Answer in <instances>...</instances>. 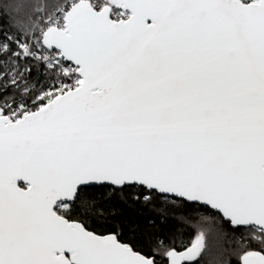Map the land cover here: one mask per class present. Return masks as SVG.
<instances>
[{
    "label": "snow or ice",
    "instance_id": "6c2138e0",
    "mask_svg": "<svg viewBox=\"0 0 264 264\" xmlns=\"http://www.w3.org/2000/svg\"><path fill=\"white\" fill-rule=\"evenodd\" d=\"M0 264H264V0H0Z\"/></svg>",
    "mask_w": 264,
    "mask_h": 264
},
{
    "label": "trees",
    "instance_id": "16d2710c",
    "mask_svg": "<svg viewBox=\"0 0 264 264\" xmlns=\"http://www.w3.org/2000/svg\"><path fill=\"white\" fill-rule=\"evenodd\" d=\"M124 211L127 213L126 220L128 221V223H132L133 221H135L140 213V210L134 207L124 209Z\"/></svg>",
    "mask_w": 264,
    "mask_h": 264
}]
</instances>
